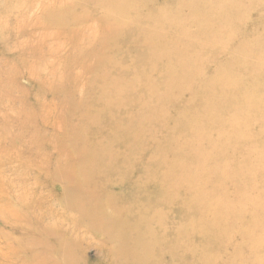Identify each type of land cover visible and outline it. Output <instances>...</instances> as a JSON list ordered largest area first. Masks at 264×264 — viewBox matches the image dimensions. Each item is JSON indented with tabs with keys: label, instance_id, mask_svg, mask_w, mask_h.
Here are the masks:
<instances>
[{
	"label": "rangeland",
	"instance_id": "rangeland-1",
	"mask_svg": "<svg viewBox=\"0 0 264 264\" xmlns=\"http://www.w3.org/2000/svg\"><path fill=\"white\" fill-rule=\"evenodd\" d=\"M0 1L2 2L4 0H0ZM7 1L5 0L6 3H4V4H3V2H2V4L0 3V10L2 9L1 11L2 12L4 11V13L12 12V10H15L17 13L19 11H21V12H19L20 14H18V15H21V18H23L24 21L22 20L23 21L22 22L21 18H19L20 22L23 25L22 26L23 31L20 33V36H21L20 39L29 38L30 36L34 37V38L32 37L30 39V41L28 42L29 43L28 46L31 45L32 46L31 49H33V50L35 49L34 50L35 52L32 50V52H33L32 56L33 55L36 56V57L33 56L35 62H37L35 67L42 68V66H43L44 68H47V70L51 69L52 67L61 68L63 66V63L61 61H59V60H61V58H64V57L68 58V56L73 57L74 55L75 56L77 55L78 57L81 58V59L80 58L77 59L79 61L78 64L79 63H81V65L83 64V67L79 64L80 68L82 69L81 71H83V72L86 71L85 66H87V64H86L87 61H88V63L93 62V61L88 60V59L86 60V57L84 56V55H86L85 51L88 52V54H90V52H92V50H100L102 48V45H103L100 38L107 37V38H105V40L108 39L109 41L111 38L110 43L108 41L107 45H106V47H108L109 49H112V51L109 50L110 52L106 51L108 54L116 55V53H114V51H113L115 49H116L117 54H118V56L116 55V59L122 54V52H121L122 49L120 48V43L123 41H126L130 37H135V35H134V33L129 35L126 32L125 33L122 32V35H124V36L121 37L119 40H118V38L117 39L115 38V40H113V39L115 36L121 35L120 31L119 32H117V31L112 32V33H116L117 35H115V34L111 35L109 33H106V35H105L106 30H104V28L101 27L103 25L101 22L103 18L101 17V15L99 16V11L102 8V6L109 7L110 9H112L111 14L114 16H115V13H117L119 10H121L120 14L118 12V15L121 16V13L124 12L126 17H123V18H127L124 20L130 19L131 23L133 20L132 14H134L137 11L141 12V14H138V15L136 13L137 17L142 15V14L148 15V13L151 11L150 16L153 15V17H156V15H158L159 17L157 16V18H159V20L162 19V17H164L167 13L168 16H165L166 19L164 17L162 20H160V22H161L160 27H162L164 32L167 33L168 35L172 34L173 36L172 35H170V36H172V37L175 36L172 39L174 40L176 46L178 45L177 48H178L179 52L177 51L176 53L175 52L172 53V56H174L175 60H176V66H173V65L172 66H173V70L175 69L176 72L182 71L181 73H183V74L185 73L184 74L185 76L183 74H181V76L184 77L183 78L184 80L183 79H181V80L176 79L174 81V84L168 85L166 88H164L165 80L163 78H160L159 83L156 81V83L159 85L158 89L160 90V96L157 95V97H155L154 99L151 97L145 96L144 100L146 103L145 104L146 108L147 107H150V108L148 110V113L144 114L143 117L149 119L148 126L146 127V129L147 128L151 129L150 134H152V135H150V137H152L153 139H156L157 135L161 136V135H164L166 133H169L168 135L172 134L171 138H174L178 145H181L184 142L188 143L186 145L184 144L183 149H182L183 153L177 152V155H175V156H172L170 154V152H172V150H173V147H175L173 144L170 145V147L166 148V149H169V151H168L169 154L167 155L168 158L165 160L166 162L164 161L165 166H166V164L168 165V163L171 162V159H172L171 156L176 157V159L178 161L183 160L187 166L192 165L191 168L186 169V170L185 169L182 170L181 166L177 167L176 170L174 169L175 170V174H174L175 180L174 181H172V180L168 181V180L164 179L162 176L160 177V179L158 181H160V180H162V181H160L159 183L164 182L161 185L174 188V193L172 195L168 194L166 197H164L163 200H160V199H158L157 196L153 197V193H150L151 197H148L147 202H146V199H144L142 202L139 203V205H137L138 207L141 205L142 210L145 209L144 211H142L143 215L144 214L146 215V216L144 215L145 220L148 219L149 217H152V218L155 217V219H156L157 218L156 215H158V213H159L158 216L162 215V220L164 222H162L160 224V226H164V227L166 226V227L164 230H162L161 234H159L158 236L157 235L151 236V238H149L150 234H149V236H146V233L144 234V232L143 233L137 232L138 233V235H137L135 233V231L134 232L132 231V229L135 227V224L133 222H131V224L130 223L128 224V229L126 232H125V230L122 232V229L118 230L117 228H113L114 234L113 233L112 234L120 237V240H117L118 238H116L115 242L116 243L122 242L123 244L124 243L127 244L121 249L122 253H121V250H119L116 247V245L112 244V246H110L111 245L110 241L107 242V238L104 237V231H111V229L109 227L105 226L106 224L105 225L103 224L100 226L95 225V224H89V221H91V219L89 218V214L91 211L93 212V210L97 209L95 207H96V203L99 202V200H100L99 203H105V202L110 200V196H113V194L111 193L112 195L109 196L107 194V191L113 190V192H115L114 187L111 188V185H106L104 187L103 191L100 193L99 192L100 190H98V188H100V187L97 186V183L94 180L96 172L94 174L89 175V177L87 178L88 187H86V180H83L85 178L80 179L82 177L80 175L82 170L79 168L80 166H83L86 164L77 165L76 160L69 161V163L63 162V160H61L62 163H60V160H57L58 158L55 157V153L49 147L48 144H43V146L40 144L38 149H36L35 146L33 148L32 141H30V139L34 135V129L32 128V126H33L32 121L37 119V118L40 120V118L42 117L41 114L38 113V112H41L40 110H41L42 104H44L46 108H49V109L51 108V110H52L53 109L52 108L53 107L52 106L53 100H52V103L49 102L51 100V97L49 95L50 93L46 94L45 92H42V91H41V93L40 92L37 93V90H35L33 88V84H32L33 82L27 78L26 74H24L23 76L20 75L21 76L20 77L19 76L20 73H17V71H15L16 69L11 70V69H13L12 67H14V64L19 62V52L21 50L20 49L15 50V49H13L14 47H12L13 45H11L14 42H16V38L14 36L15 32H13L12 26L15 24L18 26L19 21H15L13 15L9 16L8 18L10 19V21H9V19H8V21H9V24L11 26L9 29H7V31H9V32H6V30L5 31L1 30V34H0V60L4 61V62L9 61L8 64H5L4 66L0 67V71L2 72V74L0 72V81L2 83V85L0 83V90H1V92H0V98H1L0 99V108H2L4 111L3 112L4 117H2L0 119V123H1L0 124V127H1L0 128V141L1 140L2 141L8 140V142L5 145L6 148H4L3 152H1V154L2 153L8 154L11 151L12 154L10 153L9 155L14 157V159H15V161H14L15 166L13 167L15 169H13V171L15 172L17 170L18 173L22 172L23 174L25 172H27L28 174L27 173L26 174L29 175V177H30V179L27 180L28 182L33 181V178H31V177H35V175H39V176H37L38 179L36 178V180H35V178H34V181H36V183H38V185L42 189V191H44V192L48 191L49 195L51 194L50 200H54L55 203L60 202V204H63L64 207L66 206V202L69 203L70 200L68 201V200H65L66 198L64 199L63 195L65 193L63 194V192L64 191L68 192V191H71L72 189H75V187L73 186L74 183L80 184L79 186H80V188L81 187L82 188L81 189L79 188V190H78V188H76L78 191H80V193H78L75 189V191H76L75 197L74 198L70 197V199H72L73 203H74V201H76V207L78 208L77 210L79 211V213L82 212L80 210L81 208L87 207V210L84 213L82 212L81 218L83 219V222H81V224H82V227H84L83 229L86 230V233L88 232L90 234V235L87 234V236L85 238H83L82 240H80L79 244L76 245L75 244L76 243L75 236L73 237V236L69 235V233H66L64 235L62 233L59 236H56L55 234L52 235V233L45 228L44 231L42 230L45 233L44 234L41 231V227L43 226V223H46V219L45 220L41 219V221L43 220V222L38 221L32 215L31 212L27 213L28 214L27 218L25 217L26 215L23 216V217H25L24 219H21L22 216H19L17 221L21 220V223H24V224L26 223V224H28L27 226H30V228H31L30 229V235L31 236L28 237V243L31 242V243H29L31 245L30 249H29V255H30L29 258L30 259L29 258L28 259H29V261L30 260H32V261L27 262L26 264H30L31 262L36 263V264H45L46 260H47L46 264H60L62 261H63L62 262L63 264H69V263H71V262H69V260L72 261L71 264H73V263L74 264H86V263L87 264H99V263L100 264H133V263L134 264H138V263L141 264L142 261H143L142 264H172V263L173 264H264V243H263L264 242V226H263V228H260V229H254L253 234L259 233L260 235H262V236L256 238L251 234L253 227L248 226V228H247L246 227L247 222L241 221V218L246 219V217H247L248 219H251V218L257 217L256 211H254V209H250L249 207L253 206L254 204L255 205L260 204L261 206L264 205V184L262 183V179H263V175H264V120H263L264 119V109H262L258 114H255V115L252 113L251 119H254V118L255 119L252 120V122L249 123L248 126H246L247 128L244 127L239 131L240 133H244L247 130V133L255 136V139L253 141V146L255 147L254 153H250L249 157L253 158L252 161H258L259 160L260 161L259 163L261 165H254L252 163L253 166L251 165V167H249V169H248V167H246L247 169H244L242 171L243 174H241V171L238 168H236L235 165L233 166V160L232 159L235 156H238L239 154H241L242 153L241 148H244V147H241L240 145L234 146L236 143H228V141H226L227 132L229 131L230 128H233V126L235 125V121H231V120L227 121L228 120L227 118L229 117V115L227 114V110H236L237 111V109L239 107L238 106L236 107V104L234 102V97L237 94H240V96H241L243 94L244 90L247 88L246 85H245V87H243V86L239 87V85L241 84L242 81L244 82L246 79L248 81L250 79L257 80V78L260 77L261 74L262 75L264 74V68L263 69L254 68L255 58H253L254 53L264 49V40H263L264 39V0H141V4H140L139 0L135 1L137 4L134 2V0H130V1H128V0H124V1L117 0V3L119 1L118 4L116 3V0H106L107 3L105 2V0H99L100 5H99V2H97V0H92V1L91 0H79L80 4H77L78 6L76 5L75 7H73V5H75L78 2H75L74 0H56V1L55 0H49V1L48 0H44V1H42V0H30V1L29 0H26V1L25 0H7ZM51 1L52 2L55 1L54 3L57 2L55 4L57 9L56 8L52 9V6L53 7H55V6H54V3H53V5L51 4L52 3ZM112 1H114V2H112ZM121 1H122V3H120ZM125 1H126V3H125ZM40 2L42 3L41 5H40ZM48 2H49V4H48ZM74 2H75V4H74ZM95 2H97L98 5H94ZM133 2L136 6L133 5ZM20 3L22 6L20 5ZM23 3L25 4L24 6H23ZM97 3H95V4H97ZM108 3H110V4H108ZM131 3H132V5H131ZM138 3L140 4V6L145 7L144 8L145 10L140 9V8H138V10H137V6H139ZM177 3H179V4H177ZM44 4L47 5L48 8H45L47 6H45ZM101 4H104V5H101ZM116 4H117V6H116ZM4 5H5V8H4ZM59 5L61 7L63 6V9L62 8L60 9V7H58ZM71 5H72V7H71ZM92 5H94L95 7L94 6L92 7ZM125 5H126V7H125ZM241 5H242V7H241ZM27 6H28V8H27ZM67 6H69V7H67ZM98 6H100L101 8ZM33 9H34V12H33ZM36 9H37V12H36ZM84 9H85V12L83 11ZM222 9H225V10H236V9L238 10V9H240L238 11L240 13L246 14V15L244 16L242 21L235 26L236 28L235 27L231 28V26H230V28H228V27H225V25L218 27L216 25V15L221 14ZM245 9H246V11H245ZM28 10H29V12L30 11L31 12L29 13ZM46 10L48 13L46 12ZM74 10H76L78 12H76ZM44 11H45V15H44ZM59 11H62V12H59ZM79 11H81V12L83 11L82 12L83 14L81 12L79 13ZM112 11L114 12V14ZM2 12H0V13H2ZM36 13H38V14H36ZM51 13L55 14V15L57 14L58 16L56 15L57 17L56 16L54 17ZM62 13H64L65 15ZM158 13L162 14V17H160L161 15ZM191 13H192V15H197V16H201V17H203L205 14L206 15L210 14L209 22L208 21L205 22V23L208 22L206 24V25H208V27H207L208 30H206V29L205 30L208 31V36H210L209 38H212V36H214L213 38H215V39L212 38L214 41L209 39V38L208 39H202L200 32H198V35H196L195 30L199 31L203 27L201 26V23H198L195 20H193L194 18H191L192 17V16H190ZM29 14H30V16H29ZM46 14L52 18H49L50 20H48V16L46 17ZM130 14H131V16H130ZM122 15H123V13H122ZM88 16H89V18H88ZM94 16H96V18H94ZM53 18H54V20H53ZM55 18H57V19L61 18V19L57 20ZM85 18H87V19H85ZM36 19H38V20H36ZM92 19H97L99 21L101 20L100 22L97 21V24L100 23L99 27L97 26L96 23H91L90 26L88 25V28L86 30H84L83 29L84 24L82 23L83 20H88L85 22L89 23V21ZM31 20H33V21H31ZM44 20H45V22H44ZM50 21H51V24H50ZM212 21H213V24H212ZM46 22L48 25L49 24L50 25L48 26L46 24ZM57 22L61 25H63V24L64 25L58 26ZM68 22H69L68 27L64 28V26H67ZM133 23H135V22H133ZM37 24H40V25L43 24V25H41V26L39 25V28H38ZM72 24H76V25H73V27H72ZM50 26H51V28H50ZM30 27H31V29H30ZM60 27L64 28V29H61ZM97 27L99 28V30ZM33 28L35 29V32H34ZM36 28H38V30ZM52 28H54V29H52ZM68 28H71V30H72V34L68 35L70 39L67 36H65L66 31H63L65 29L68 30ZM78 28L80 29L81 32L77 31ZM94 28H97V29H94ZM73 29H74V31H73ZM89 29H90V32H88ZM57 30H59L60 33ZM83 30H84V33H83ZM227 30H230V31H227ZM30 31H31V33H29ZM85 31H86V33H85ZM91 31H92V34L89 36ZM93 31H95L96 34ZM190 31H192V32H190ZM47 32H48V34H47ZM55 32L58 34L57 36H56ZM42 33H43V35H41ZM49 33H51V35ZM75 33H76V35H75ZM82 33H83V35H82ZM118 33H120V34H118ZM175 33H177L178 36L175 35ZM209 33H211L212 35L211 34L209 35ZM9 34H10V36H9ZM29 34H30V36H29ZM46 34H47V36H46ZM54 34L56 37H52ZM84 34H86L85 39H84ZM40 35H41V37H40ZM49 35L54 39H50L51 37H49V39L46 38ZM22 36H24V37H22ZM78 36H82V37H79L80 41L78 40ZM224 36H226L227 38L228 37L231 38V40H229L230 41L229 44L223 40V39H225V38H223ZM76 37H77V39H76ZM39 38L43 39V41L41 39L42 44L40 43ZM72 39L75 40V42L72 41ZM94 39H95V41L92 42ZM143 39H145V38L139 39L141 41V45H142L141 48H137L135 50L132 46L128 47V51L131 53L130 56H129V52H127V51H126L127 53L123 52V54H125V55H122L123 58H126V61L128 60L125 65H128V63H133L132 65L136 66V64H138V62H139V60H138L139 57H143L145 59V58H148V56H150V54L147 53L148 52L147 50H149L148 47H150V50H152L151 48L154 46V44H152L150 42L153 46L152 45L150 46L148 44V45H146L148 47H146V46H144L145 45L144 42L142 44ZM76 40H78L79 43H77L78 41L76 42ZM112 40H113V43H112ZM48 41H50L51 43H49ZM68 41L71 42L72 44L69 43ZM8 42H10L9 45H8ZM17 42H18V39H17ZM32 42H33V44H31ZM45 42L47 45L45 44ZM211 42H212V44H211ZM215 42L217 44H215ZM36 43L40 46L38 47L36 45ZM44 44L46 45V47ZM55 44H57V45H55ZM61 44H63V45H61ZM73 44H76V45L74 46ZM97 44H98V46L94 47V45H97ZM115 44L117 45V48L116 47L112 48L113 45L115 46ZM160 44L166 45L165 42L163 44L162 43H160ZM206 44H208L209 46H207ZM10 45H11V47H10ZM77 45H80L82 48L81 47L79 48V46L77 47ZM109 45H110V47H109ZM180 45H182V46H180ZM205 45L207 46L206 48H205ZM22 46L24 48H27L25 46V43H23ZM48 46H50V47H48ZM59 46H60V48H59ZM86 46H88V47H86ZM62 47L64 50H66V49L67 50L63 52ZM65 47H68V48L65 49ZM76 47H77V49H76ZM181 47H183V48H181ZM10 48L12 51H10ZM55 48H56V50H55ZM57 48H58V51H57ZM70 48L73 49V52H72V49H70ZM153 48L155 49V47H153ZM46 50H48V51L45 52ZM49 50L50 51L52 50V51L50 52ZM83 50H84V52H83ZM118 50H121V51L118 52ZM37 52L39 53V55L37 54ZM67 52H68V56L66 55ZM77 52L79 54H81V56ZM106 52L103 56H98L100 59L97 58V59L102 61L100 64L103 65V63L105 62V65H103L104 66L103 68H102V65H99V63L97 62L98 60L96 61V63L93 62V63L97 64L98 66H100L101 69H104L107 65L114 64L116 62V59H114V60H112V63H111L109 61V60H111V55H108ZM53 53H55V55H58L57 57H55V59L58 61V63H57V61H55L52 65V60H53L52 54ZM44 54L45 55L48 54V55L44 56ZM40 55H42V56H40ZM193 55L196 56V61L198 60L197 58L202 57L204 59L203 63H197L196 62V65H194L193 63H192L193 65L190 63L188 65L187 64L188 62L185 61V64H184L183 58L186 56L193 57ZM25 56H28V54H25ZM39 56L41 57L40 59H39ZM77 56H76V58H77ZM8 57H11V58H9L7 61L6 58H8ZM46 57H47V59H46ZM83 58L85 59V61ZM130 58L133 59V61ZM104 59H106V60H104ZM1 61H0V66L3 65V63ZM9 63H11V64H9ZM46 63L48 65L49 64L50 65L46 66L47 65ZM166 63H163V66L161 68H162V70L167 69L166 71L169 72V68L166 65ZM177 63H178V66H177ZM179 64L182 65L184 68L182 66H180ZM249 64H250V66L248 68H246L245 66L249 65ZM165 65H166V67H165ZM179 66L182 67L181 70L179 68H177ZM14 68H16V67H14ZM224 68H225V71H224ZM8 69L11 71L10 73H9ZM101 69L96 70L99 72V74H101L100 76H98L99 74L95 71H93V76L89 75L86 71L84 74L86 76L89 75L92 78V80H90L91 78L89 79V76H88V82L91 83L90 81H92V85H93V83L95 82L93 80V78H94L95 80L99 81L100 84H103V86H104V83H106V85L109 83L110 87L113 86L114 83H113V81H111L112 78H107L108 74L104 70H102V72H101L100 71ZM135 69H136V67H135ZM134 70H132V73ZM13 71H14V74H13ZM68 71L69 70L63 71L62 74L60 75L62 77H58L59 79H61L63 81L62 82L60 80L61 83L67 82V80H66L67 78L65 79L66 75H64V72L66 74V73H68ZM74 71H76V70H74ZM223 71H224V73H223ZM11 73L13 74V77H12ZM79 73H81V72L79 71ZM102 73L107 74V76L106 75L104 76V74L102 75ZM8 74H10V75H8ZM15 74H16V76H15ZM1 75H3L2 76L3 79H1ZM10 76H11V78H10ZM216 76L219 79H216ZM70 77H71V75H70ZM80 77L81 76H79V78ZM99 77H101V79L103 81L100 80ZM220 77H222L223 79L222 78L220 79ZM4 78H5V80H4ZM6 78H8V79H6ZM228 78H229V80H228ZM82 80H84V77H82ZM114 80H115V78H114ZM118 80H119L118 82H116V81H114V82L116 83V85H121V84H119L121 79L118 78ZM186 80L188 82L189 81L191 82V83L189 82V84H192V85H190L192 88L189 86V84ZM219 80L222 81V84H221V81H219ZM225 80H226V82L223 83V81H225ZM230 80H232V81H230ZM5 81L8 82L9 84L6 83ZM3 83H4V85H3ZM186 83H187V85H186ZM234 83H236L237 85ZM218 85L221 89L218 88ZM22 87H23V89L26 88L27 91L24 90L25 93L24 92L21 93V90L23 91ZM87 87H89V85ZM239 88H241V90L238 91ZM15 89L17 90L16 93H15ZM96 89L97 88H95V90ZM164 89H166V90H164ZM87 90L90 91V89H88V88H87ZM129 90H130L129 93H131L132 92L131 88ZM132 90H133V87H132ZM150 90H155V89H150ZM88 91H87V93H88ZM2 93H4V94H2ZM6 93L8 95H6ZM11 93L14 94L13 97H12V95L10 96ZM36 93L39 94V96ZM87 93L85 95H87ZM41 94H43V95H41ZM158 96H159V98H158ZM194 96L196 98H194ZM11 97H12V99H11ZM19 97H21V98H19ZM25 97H26V99H23ZM187 97L189 98V101H191V104H192V106H190V115H188L186 112L188 110V107H186ZM56 98H58V97H56ZM85 98H87V97H85ZM125 98L128 100V104L130 106L132 103L131 102V96L128 95V97H125ZM14 99L17 101L15 102ZM133 101L135 102V104L140 102V99L137 96V93H134ZM21 102H23V103L21 104ZM33 102H34V104H33ZM38 103H39V105H38ZM24 105H25V107H24ZM18 106H20V107L18 108ZM250 107H251V105H250ZM17 108H18V110H17ZM130 109H132V108H130ZM22 111L23 112L25 111V112L23 113ZM21 112L23 113V115ZM25 113H26V115L27 114L28 115L26 116ZM84 113H85V111H84ZM84 113H82V114L84 115ZM155 113H156V115H158V121L157 122L154 119ZM52 114H53V112H52ZM97 114H99V113H97ZM204 114H205V116H204ZM52 116H54V114ZM216 117H218V118H216ZM8 118H9V121H6L5 119H8ZM25 118H26V120H25ZM219 118H221L223 121H226L227 124L224 125L222 120ZM21 119H24V122ZM28 119H30V120H28ZM27 120L29 121L27 124L28 126L25 125L27 123ZM4 122H5V124H4ZM175 122H179L178 123L179 126L182 123L185 124L186 126H188V127H184L185 130L188 129V133H186V135H183L182 129H180V130L175 129L176 128L174 125ZM30 123H31V125H30ZM103 123H106V125L108 127H110V125H111V123H109L107 120H104V119H102L101 124L104 125ZM205 124H209V125L207 126ZM22 125H24V126H22ZM229 125H231V126L228 127ZM8 127H10V129ZM29 127L31 129H28ZM196 128H197V130H196ZM21 130H22V133H21ZM23 130L26 133H24ZM221 130H224L225 134L223 135V137L221 138L220 142L217 145L210 146L211 150L206 149V146L204 143L201 144V147H195V143H193V142L202 141L201 139L203 138V136L205 134L212 135V134H216L217 131H221ZM11 131H12V133H11ZM47 131H50V130L48 129ZM69 131H71V130H69ZM3 132H4V134H6V136L3 134ZM15 132H16V134H14ZM51 133H52V131H51ZM60 133L58 134L59 136L55 137V138H57V145H58L59 139L61 140V138H62V140H63V137H64L62 135L63 132L61 134ZM67 133L69 134V136ZM70 133L69 132L65 133L66 137L67 136L69 137V140L71 137ZM86 133H87V130L85 131V134ZM180 133L182 134L181 135L182 138L179 140L177 135ZM19 134H20V136H19ZM130 135L134 136V134L131 133V134H128V136H126V137L125 136L121 137L120 141L118 139H116V145L117 146H118V144H120V146L124 145L123 149H125V148L130 149V148H132L129 146L130 144H132L133 146H134V144H138V143H136L138 141L133 136H130ZM81 138L83 139V137H81ZM12 139H14V140H12ZM72 140H73V137L71 138L70 141H72ZM150 140H151V138H149L147 141H150ZM12 141H14V143L16 141L17 142V143H15L16 145ZM11 142L13 143V145ZM142 142L148 143L144 140ZM189 142H191V143H189ZM79 144L81 146L82 142L80 143L79 141H76L71 146L73 149H71V148L70 149L73 150V152H76V153H74L75 154L74 155L73 153L70 152L71 151L70 150L69 152L72 155L70 153H69V155H71V157L76 156L75 158H77V157L81 158L84 155V153L87 151L86 149L84 150L82 147H80ZM126 144H127V146H126ZM14 146L15 147L19 146V147L15 148ZM147 147H150V146L147 145ZM7 148L9 150H7ZM58 148L61 149V146L58 145ZM77 148L79 149V152L76 151ZM138 148H139L138 150H135V152L137 151L138 156H140V154H144V156L148 155L149 153H151V149H152L150 147L148 150H145L144 151L145 153H144L143 152L144 147L141 148L140 144H139ZM13 149H15V150L13 151ZM24 149H25V151H24ZM132 149H134V148H132ZM19 150H21V151H19ZM38 150L41 154L47 155L49 157V160L51 163H48V165H46V166L41 164V166L35 167L33 165V163H35V162H33L32 160L34 159V157L37 158V155H34V152L35 151L38 152ZM43 150H44V152H43ZM51 150H52V153H51ZM61 150H62V152L64 151L63 149H61ZM80 150H82L81 154H80ZM16 151H18V152H16ZM130 151H132V150H129L128 153ZM13 152L16 156L18 154V156L17 157L15 155L13 156ZM25 152H27V154ZM25 154H26V156H25ZM133 154H134V152H133ZM23 155H24V157H23ZM123 155H124V153L122 151L121 154H119V160L120 161L124 159ZM27 156L29 157V159ZM50 156L53 160L50 158ZM216 156H217V158H216ZM20 157L25 158V160L20 158ZM197 159H200V160H198V163L195 161ZM26 160H27V162H26ZM14 162L12 163V166L14 165ZM228 162L230 163L229 165H227ZM118 163H119V161L117 162V164ZM17 164L20 165L19 166L20 168L17 166ZM28 164H29V166H28ZM25 165L27 168L25 167ZM61 165H63V166H61ZM23 167L26 168V170H23L24 169ZM43 167H45V168H43ZM64 167H66V168H64ZM163 168H161V169H163ZM178 168H181V169H178ZM55 169H57V170L55 171ZM34 170L36 172H37V170H39L41 172V174H38V173L36 174V172ZM60 170H62V172ZM119 170H123V168H121ZM130 170L133 172V175L139 174L138 168L134 170L131 167ZM246 170H247V173H246ZM17 171L15 173H17ZM182 171L184 172V175L187 179L186 184L183 183L184 180L182 181V177L180 179H177L178 176L182 175ZM194 171H196V174L194 173ZM58 172H59V174H58ZM67 172H71L72 174L67 173ZM50 173H51V175H50ZM77 174H79V175H77ZM45 175H48V176L46 177ZM61 175H62V177H61ZM50 176L52 177V180H51L52 182L50 181V179H51ZM74 177H75V179L73 181ZM62 178H63V180H62ZM54 179H56V181ZM57 179H59V180L57 181ZM78 179L80 180V183L78 182ZM40 182H41V184H40ZM101 182H103V181H101ZM44 183H48L47 184L48 186H45L46 184H44ZM82 183H84V184H82ZM63 184H64V186H62ZM68 184H69V186L74 187V188H71V187L69 188ZM153 184H154V182H152L151 184H148L147 187L153 188ZM183 184H185V185L183 186ZM65 185H67L68 187ZM74 185L76 186L77 184H74ZM60 187H61V189H60ZM64 187H66V188H64ZM105 188H106V190H105ZM81 190H82V192H81ZM126 190L127 189H124L122 191L123 193L122 192L120 193V198L128 200L130 192L129 191L127 192ZM52 191H54V192H52ZM96 192H99L100 194L96 193ZM52 193L54 195H52ZM55 193H56V195H55ZM85 193H87L86 194L87 196H85ZM99 195H101L100 198H99ZM104 195H105V197H104ZM95 196H96V198H95ZM121 196H123V197H121ZM87 199L88 200L90 199V200L88 201ZM103 199H104V201H103ZM83 200H85V201L83 202ZM92 201H93V205H91ZM94 201H95V203H94ZM88 203L92 207H89ZM145 203L146 204L148 203V204L145 205ZM0 206H1V204H0ZM90 208H91V210H90ZM161 209L163 210V213H165V214L161 213ZM98 210H96V214H97ZM145 211H147V212H145ZM156 211H157V213H156ZM246 213H247V216H246ZM251 214L253 216H250ZM31 216H33V217H31ZM29 218H31L30 222H29V220H30ZM39 222L41 225H39ZM36 224H37V226H36ZM153 224L155 226L159 227L157 224H155V223H153ZM130 226L132 227V229ZM190 227H192V228H190ZM0 228L4 229L3 231L8 230L9 235L11 234L10 236H12L13 234H15V235L17 234L18 235V238H17L18 241H20L21 239L23 240V237H22L23 229L21 228V226L19 224H17L15 227L16 231L12 228H11L12 230H10L9 227H7V229L3 228L1 223H0ZM94 228H97L98 230L95 229V231H93ZM174 228L176 230H174ZM169 230L171 231V233L169 232ZM193 230H194V232H193ZM137 231H141V230H137ZM13 232H15V233H13ZM48 232H50V233H48ZM37 234L38 235L40 234V236H38ZM15 235H13V236H15ZM62 235H63V237H62ZM67 236H69V237H67ZM138 236H140V237H138ZM136 237L139 239L137 240ZM141 237H142V239H141ZM53 238H54V240H53ZM64 239H66V240H64ZM22 240H21V242H22ZM47 240H48V242H47ZM88 240H91V241H88ZM149 240H150V242H149ZM65 241H66V244L69 242L70 244L68 243L67 245H70V246L66 247ZM97 241L99 242L100 247H98L96 245ZM34 242L37 243V245H35ZM77 242H78V239H77ZM132 242H134L135 244ZM137 242H141L142 245H140V243H137ZM32 243H33V246H32ZM44 243H45V245H44ZM48 243H50V244H48ZM170 243H171V245H169ZM53 244H55L56 246ZM61 244H62V246H61ZM73 245H75L76 248L73 247ZM135 245H138L137 248L135 247ZM163 245H165L166 247ZM131 246H133V248ZM37 247H38V249H36ZM71 247L73 248V250H72L73 252L71 251V249H72ZM249 247H250V249H249ZM39 248H41V249H39ZM63 248H64V251H63ZM166 248H169L170 251L166 250ZM45 249H46V251H45ZM47 249H48V254H47ZM58 249L59 250L61 249L60 252L58 251ZM65 249L66 250L69 249V250L66 251ZM78 249H80V250H78ZM110 249L113 250L114 252L113 253L110 252L111 251ZM140 249L142 250V252H140L141 251ZM33 250L36 251L35 253L37 255L34 253ZM130 250H132L133 252ZM116 251H117V253H116ZM128 251H130L131 254L132 253L134 254V255L132 254L133 258L131 257L132 255L130 256V252L128 253ZM51 252L54 254H50ZM57 252H59L60 254L58 255ZM63 252H65V253H63ZM67 252H68V255L65 257L64 254L66 255ZM138 252H140V253H138ZM32 253H34L33 256H32ZM137 253H138V255H137ZM143 253L145 255L147 254V258H145L146 256ZM173 253L175 254V256ZM39 254H41V255H39ZM139 254H141L142 257ZM116 255L118 258L116 257ZM169 255H171V257ZM36 256H37V258H36ZM40 256H41V258H40ZM121 256H123L124 258H122ZM172 256H173L174 261L172 260ZM62 257H63V259H62ZM134 257L135 258L137 257L138 260H135ZM169 257H170V259H169ZM42 258L44 260L43 262H42ZM51 258H53V259H51ZM64 258H66V259H64ZM214 258H216V259H214ZM34 259H36V260H34ZM109 259H111V260H109ZM130 259H131V261H130ZM82 260H84V261H82ZM37 261H39V262L37 263ZM58 261H59V263H58ZM114 261H115V263H114ZM0 264H2V263H0Z\"/></svg>",
	"mask_w": 264,
	"mask_h": 264
},
{
	"label": "bare ground",
	"instance_id": "bare-ground-1",
	"mask_svg": "<svg viewBox=\"0 0 264 264\" xmlns=\"http://www.w3.org/2000/svg\"><path fill=\"white\" fill-rule=\"evenodd\" d=\"M7 1V0H6ZM26 1V0H25ZM30 1V0H29ZM44 1V0H42ZM49 1V0H48ZM56 1V0H55ZM55 1H51L52 5ZM75 2H78L73 5V7H75L77 4H80L79 0H74ZM92 1V0H91ZM124 1V0H122ZM122 1L120 3H122ZM130 1V0H128ZM136 0H134L135 2ZM3 4L6 3L5 0L2 1ZM2 2L0 1V3L2 4ZM8 2V1H7ZM28 2V1H27ZM37 2V1H36ZM71 2V1H70ZM69 2V3H70ZM85 2V1H84ZM83 2V3H84ZM88 2V1H87ZM97 2H99V0H97ZM95 2V3H97ZM106 2V0H105ZM104 2V3H105ZM114 2V1H112ZM133 2V5L136 6ZM140 4H141V0H139ZM18 3V2H17ZM16 3V4H17ZM22 3V2H21ZM20 3V5H21ZM29 3V2H28ZM33 3V2H32ZM46 3V2H45ZM57 3V2H56ZM54 3V6L55 4ZM60 3V2H59ZM72 3V2H71ZM70 3V4H71ZM93 3V2H92ZM94 5H98L95 4ZM102 3V2H101ZM107 3V2H106ZM116 3H117V0H116ZM119 3V1H118ZM117 3V4H118ZM126 3V1H125ZM136 3V2H135ZM19 4V3H18ZM30 4V3H29ZM35 4V3H34ZM37 4V3H36ZM42 3L40 2V5ZM49 4V2H48ZM66 4V3H65ZM85 4V3H84ZM110 4V3H108ZM116 4V6H117ZM137 4V3H136ZM139 4V3H138ZM137 6V10L138 8L140 9H144L145 7H142V6ZM179 4V3H177ZM15 5V4H14ZM25 4L23 3V6ZM45 5V4H44ZM92 5V7L94 6ZM99 5H100V2H99ZM101 5H104V4H101ZM130 5V4H129ZM132 5V3H131ZM9 6V5H8ZM22 6V5H21ZM47 6V5H45ZM78 6V5H77ZM36 7V6H35ZM60 7V9L62 8L63 9V6L61 7L60 5L58 6ZM69 7V6H67ZM72 7V5H71ZM70 7V8H71ZM95 7V6H94ZM100 7V6H98ZM104 6H102L103 8ZM126 7V5H125ZM124 7V8H125ZM162 7V6H161ZM181 7V6H180ZM230 7V6H229ZM238 7V6H237ZM242 7V5H241ZM4 8H5V5H4ZM23 8V7H22ZM26 8V7H25ZM28 8V6H27ZM26 8V9H27ZM45 8H48L45 7ZM53 8H56L52 6V9ZM69 8V9H70ZM87 8V7H86ZM101 8V7H100ZM99 8V9H100ZM100 9L99 11V16L101 15V17L103 18L102 19V28H104V30H106L105 32V35L106 33H109V34H115L117 35L116 33H112V32H121V35H117V36H113L115 40V38L118 40L123 37L124 35H122V32L123 33H128L129 35L134 33L135 37H130L129 39H127L126 41H123L120 43V48L122 49L121 50H118L122 52V54L116 59V55L118 56L117 54V51L116 49L113 50L114 53H116V55H111V54H108L107 52H110L109 50L112 51V49H109L108 47H106L107 45V42L109 41L108 39L105 40V38H100V40L102 41L103 45H102V48L100 50H92V52H90V54H88V52L85 51L86 55H84L86 57V60H91L93 62L96 63V61L99 63V65H102L100 64L102 61L99 60L100 58L98 56H103L105 54V52L108 54V55H111V60H109L111 63H112V60L116 59V62L114 64H110V65H107L104 69H101L100 66H98L97 64L93 63V62H89L87 61V66L86 67V71L89 75L93 76V71L97 72L99 74L98 69H101L100 71L102 72V70H104L107 74H104L102 73V75L104 74V76L106 75L107 78H112L111 81H113L114 85L110 87V84L108 83L106 85V83H104V86L103 84H100L99 81L95 80L93 78V85H92V81H90L91 83L88 82V76L89 75H85L84 73L86 71H81L82 69L80 68L79 64L81 65V63L78 64V60L80 57H78L77 55V58L76 56L74 55L73 57H69L68 56V52L66 53V55L68 56V58H61V61L63 63V66L61 68H56V67H52L51 69L47 70V68H44L42 66V68L40 67H35L36 66V63L33 56L36 57L35 55L32 56V46L29 45L28 46V42L30 41V39L33 37V36H30L29 34V38H25V39H20L21 36H20V33L23 31V25L22 23L20 22V19L21 18V15H18L20 14L19 11L18 13L15 11V10H12V12H6L4 13V11L2 12L0 10V34H1V30L5 31L6 32H9L7 31V29H9L11 26L9 24V21L10 19L8 18L9 16L13 15L14 16V20L15 21H19V24L18 26L15 24L12 26V29H13V32H15V38H16V42H14L12 47H14L13 49H20L21 51L19 52V62L15 63L14 64V67H12L13 69L11 70H14L16 69L15 71H17V73H20V75H24L26 74L27 75V78L29 80H31L33 83V88L35 90H37V93L41 91L42 92H45L46 94L47 93H50V97H51V100L49 101L50 103H52V100H53V109L51 110V108H46L44 104H42V107H41V112H38L41 114V118L40 120L38 119H35L32 121V128L34 129V135L32 136V138L30 139V141H32V145H33V148L34 146L36 147V149H38L39 145L41 144L43 146V144H48L49 147L53 150V152L55 153V157L58 158L57 160H60V163L61 160H63V162H68L69 161H74L76 160L77 162V165L79 164H86V165H83V166H80L79 168L82 170L81 172V178L80 179H83V180H86V187H88L87 185V178L89 177L90 174H94L96 172V175L94 177V180L95 182L97 183V186L100 187L98 188V190H100L99 192L101 193L104 189V187L106 185H111V188L114 187V191L113 190H108L107 191V194L110 196L113 194V196H110V200L105 202V203H99L97 202L96 203V207L97 208L96 210L97 211V214H96V210H93V212L91 213L90 211V214H89V218L91 219V221H89V224H95V225H105L107 227H109L111 229V231H104V237L107 238V242L110 241L111 245L114 244L116 245V247L121 250L125 245H127L126 243H116V238H118L117 240H120V237L119 236H115L113 235L114 234V230L113 228H117L118 230L119 229H122V232L125 230V232L127 231L128 229V224L131 222H133L135 224V227L132 229V225L130 226L132 231L138 235L137 232H144V234L146 233V236H149L150 234V237L151 236H154V235H159L162 233V230L165 229L164 226H160V224L162 222H164L162 220V215L161 216H157V218L155 219V217H149L148 219H144V215H143V212L144 210H142V207L141 205L138 207L137 205H139L140 202H142L144 199H146V202H147V199L148 197H151L150 196V193H153V197H158V199L160 200H163L164 197H166L168 194L169 195H172L174 193V188L173 187H167V186H163L161 185L162 183H159L160 181H158L160 179V177L162 176L164 179L170 181H174L175 180V170L177 169V167L181 166L182 167V170H186V169H189L191 168L192 165L190 166H187L185 164V162L183 160H180L178 161L176 159V157H172V156H175L177 155V152L179 153H183L182 149H183V146L184 144H188L186 142L182 143L181 145H178L177 142L175 141L174 138H171L172 137V134L171 135H168L169 133H166L164 135H157L156 136V139H153L152 137H150V128H147L146 127L148 126V121L149 119L148 118H144L143 115L144 114H147L148 113V110L150 107H147L146 108V103H145V96L147 97H151V98H155L157 97V95L160 96V90L158 89V84L156 83V81L159 83L160 82V78H163L165 80L164 82V88H166L168 85H171V84H174V81L176 79L178 80H181L183 79L184 77L181 76V72H176L175 69L173 70V66H176V60H175V57L172 56V53L173 52H177L178 51V48L174 42V40L172 38L173 35L172 34H167L164 32L163 28L160 27V20H162L165 16H168L167 13L164 17H162V14H160L162 17V19L159 20V18H157L158 15H156V17H153V15L150 16V12L148 13V15H145V14H142L140 16H136V13L137 15L138 14H141V12L137 11L135 12L133 15V20H132V23H131V20H124V19H127V18H123V17H126L125 13H121V16L118 15V12L120 14V11L119 10L117 13H115V16L111 14V10L109 7H104L103 9ZM10 9V8H9ZM14 9V8H13ZM38 9V8H37ZM37 9H36V12H37ZM57 9V8H56ZM88 9V8H87ZM105 9V10H104ZM126 9V8H125ZM161 9V8H160ZM166 9V8H165ZM241 9V8H240ZM238 9V10H240ZM6 10V9H5ZM32 10V9H31ZM41 10V9H40ZM71 10V9H70ZM136 10V9H135ZM145 10V9H144ZM143 10V11H144ZM150 10V9H149ZM157 10V9H156ZM237 9L236 10H225V9H222V12L221 14H217L216 15V25L218 27H221L223 25H225V27H228L231 28L232 27H235L237 24H239L242 19L244 18V16L246 14H242L238 11ZM76 11V10H74ZM85 12V9L83 10ZM82 11V12H83ZM87 11V10H86ZM133 11V10H132ZM246 11V9H245ZM27 12V11H26ZM25 12V13H26ZM29 12V10H28ZM31 12V11H30ZM29 12V13H30ZM33 12H34V9H33ZM40 12V11H39ZM47 12V10H46ZM59 12H62V11H59ZM64 12V11H63ZM70 12V11H69ZM78 12V11H76ZM81 11H79L80 13ZM81 12V13H82ZM113 12V11H112ZM116 12V11H115ZM128 12V11H127ZM158 12V11H157ZM239 12V13H238ZM23 13V12H22ZM24 13V14H25ZM48 13V12H47ZM95 13V12H94ZM101 13V14H100ZM130 13V12H129ZM163 13V12H162ZM169 13V12H168ZM34 14V13H33ZM38 14V13H36ZM43 14V13H42ZM41 14V15H42ZM52 14V13H51ZM50 14V15H51ZM64 14V13H62ZM83 14V13H82ZM90 14V13H89ZM114 14V12H113ZM127 14V13H126ZM26 15V14H25ZM44 15H45V11H44ZM54 17L57 15L55 14H52ZM51 15V16H52ZM65 15V14H64ZM67 15V14H66ZM98 15V14H97ZM96 15V16H97ZM118 15V16H117ZM125 15V16H124ZM30 16V14H29ZM48 15L46 14V17ZM58 16V15H57ZM56 16V17H57ZM68 16V15H67ZM70 16V15H69ZM74 16V15H73ZM84 16V15H83ZM90 16V15H89ZM88 16V18H89ZM96 16H94V18H96ZM128 16V15H127ZM131 16V14H130ZM192 16L191 18H194L193 20H195L196 22L198 23H201V26L203 28H201L199 31H196L195 30V33L196 35H198V32L201 33V38L202 39H208L210 36H208V30L207 27L208 25H206L208 22H209V18H210V14L209 15H204L203 17L201 16H197V15H191ZM25 17V16H24ZM42 17V16H41ZM63 17V16H62ZM66 17V16H65ZM72 17V16H71ZM92 17V16H91ZM98 17V16H97ZM159 17V16H158ZM49 18H52V17H49L48 16V20H50ZM64 18V17H63ZM62 18V19H63ZM73 18V17H72ZM9 19V21H8ZM57 19V18H55ZM61 19V18H59ZM57 19V20H59ZM66 19V18H65ZM87 19V18H85ZM99 19V18H98ZM140 19V20H139ZM166 19V17H165ZM164 19V20H165ZM23 20V18H21V21ZM38 20V19H36ZM54 20V18H53ZM64 20V19H63ZM71 20V19H70ZM73 20V19H72ZM135 20V21H134ZM24 21V20H23ZM22 21V22H23ZM33 21V20H31ZM66 21V20H65ZM85 21H88V20H83V24H84V27L83 29L86 30L88 28V25L90 26L91 23H96L97 24V19H92L89 21V23L85 22ZM99 21V22H100ZM206 21H208L207 23H205ZM27 22V21H26ZM45 22V20H44ZM56 22V21H55ZM81 22V21H80ZM85 22V23H84ZM135 22V23H133ZM163 22V21H162ZM71 23V22H70ZM77 23V22H76ZM24 24V23H23ZM27 24V23H26ZM32 24V23H31ZM35 24V23H34ZM47 24V22H46ZM50 24H51V21H50ZM49 24V25H50ZM54 24V23H53ZM52 24V25H53ZM58 26L61 25L57 22ZM95 24V25H96ZM99 24H97V26L99 27ZM212 24H213V21H212ZM30 25V24H29ZM38 25V28H39V25L40 24H37ZM43 25V24H41ZM40 25V26H41ZM48 25V24H47ZM48 25V26H49ZM64 25V24H63ZM61 25V26H63ZM69 25V22L67 24V26H64L65 27H68ZM73 25H76V24H72V27ZM134 25V26H133ZM148 25V26H147ZM164 25V24H163ZM162 25V26H163ZM17 26V27H16ZM31 26V25H30ZM93 26V25H92ZM147 26V27H146ZM196 26V25H195ZM56 27V26H55ZM97 27V28H98ZM100 27V28H101ZM130 27V28H129ZM164 27V26H163ZM29 28V27H28ZM38 28H36L38 30ZM51 28V26H50ZM61 28V27H60ZM64 28H61V29H64ZM80 28V27H79ZM78 28L77 31H80V29ZM90 28V27H89ZM97 28H94V29H97ZM101 28V29H102ZM236 28V27H235ZM31 29V27H30ZM34 29V28H33ZM32 29V30H33ZM54 29V28H52ZM51 29V30H52ZM70 29V30H69ZM206 29V30H205ZM82 30V29H81ZM84 30H83V33H84ZM99 30V28H98ZM231 30V29H230ZM230 30H227V31H230ZM2 31V32H3ZM43 31V30H42ZM59 31V30H57ZM56 31V32H57ZM63 31H66L65 32V36H67L69 38L68 35L72 34V30L71 28H68L63 30ZM74 31V29H73ZM5 32V33H6ZM25 32V31H24ZM34 32H35V29H34ZM55 32L56 36L58 35L57 33ZM81 32V31H80ZM88 32H90V29L88 30ZM95 32V31H93ZM192 32V31H190ZM263 32V31H262ZM11 33V32H10ZM31 33V31L29 32ZM40 33V32H39ZM45 33V32H44ZM60 33V31H59ZM77 33V32H76ZM75 33V35H76ZM82 33V35H83ZM86 33V31H85ZM178 33V32H177ZM177 33H175V35H177ZM8 34V33H7ZM23 34V33H22ZM48 34V32H47ZM46 34V36H47ZM51 35V33H49ZM55 34L52 36V37H56ZM74 34V33H73ZM92 34V31L91 33L89 34V36ZM96 34V32H95ZM104 34V33H103ZM120 34V33H118ZM174 34V33H173ZM211 33H209L210 35ZM6 35V34H5ZM4 35V36H5ZM26 35V34H25ZM24 35V36H25ZM43 35V33L41 34ZM40 35V37H41ZM48 36L46 38L49 39V37L51 36ZM85 35L84 34V39H85ZM172 35V36H170ZM212 35V34H211ZM10 36V34H9ZM8 36V37H9ZM20 36V37H19ZM22 36V37H24ZM36 36V35H35ZM60 36V35H59ZM74 36V35H73ZM88 36V35H87ZM95 36V35H94ZM104 36V35H103ZM178 36V35H177ZM200 36V35H199ZM3 37V36H2ZM38 37V36H37ZM45 37V36H44ZM50 38V39H54V38ZM79 37H82V36H78V40H79ZM111 37V36H110ZM214 36H212L213 38ZM5 38V37H4ZM34 38V37H33ZM59 38V37H58ZM73 38V37H72ZM88 38V37H87ZM92 38V37H91ZM142 38H145L143 39L142 41V44L144 42V46L146 45H152L154 44L153 47H155V49L152 47L150 50V47L146 46L149 48V50H147L148 54H150V56H148V58H143V57H139L138 60V64H136V66H133L132 64L133 63H128V65H125L127 63L126 61V58H123L122 55H125L123 54V52L127 53L129 52L128 51V47L132 46L135 50L137 48H141L142 45H141V41L139 39H142ZM177 38V37H176ZM175 38V39H176ZM209 38L211 40L215 39V38ZM223 39L226 43L229 44V40H231L230 37H226L224 36ZM17 39H18V42H17ZM20 39V40H19ZM40 39V38H39ZM42 39V38H41ZM41 39H40V43H41ZM64 39V38H63ZM70 39V38H69ZM75 39V38H74ZM77 39V37H76ZM38 40V39H37ZM46 40V39H45ZM68 40V39H67ZM66 40V41H67ZM76 40V42L78 41ZM89 40V39H88ZM92 40V39H91ZM113 40H112V43H113ZM179 40V39H178ZM264 40V39H263ZM35 41V40H34ZM43 41V39H42ZM52 41V40H51ZM57 41V40H56ZM72 41L75 42V40L72 39ZM80 41V40H79ZM79 41L77 43H79ZM90 41V40H89ZM88 41V42H89ZM95 39L92 41L94 42ZM110 41H111V38H110ZM109 41V43H110ZM176 41V40H175ZM205 41V40H204ZM214 41V40H213ZM36 42V41H35ZM39 42V41H38ZM37 42V43H38ZM49 43H51L50 41H48ZM54 42V41H53ZM69 42V41H68ZM67 42V43H68ZM84 42V41H83ZM99 42V41H98ZM115 42V41H114ZM152 44H151V43ZM166 45H161L160 43H164ZM208 42V41H207ZM10 42H8V45H9ZM23 43H25V46L27 48H24L22 45ZM36 43V45L39 47L40 45H38ZM60 43V42H59ZM58 43V44H59ZM63 43V42H62ZM66 43V42H65ZM71 43V42H69ZM76 43V44H77ZM97 43V42H96ZM95 43V44H96ZM108 43V44H109ZM117 43V42H116ZM33 44V42L31 43ZM35 44V43H34ZM42 44V43H41ZM46 44V42H45ZM44 44V45H45ZM72 44V43H71ZM76 44H73L74 46ZM87 44V43H86ZM94 44V43H93ZM100 44V43H99ZM119 44V43H118ZM212 44V42H211ZM215 44H217L215 42ZM7 45V44H6ZM10 45V47H11ZM47 45V44H46ZM45 45V47H46ZM57 45V44H55ZM63 45V44H61ZM68 45V44H67ZM81 45V44H80ZM80 45H77V47L79 46V48L81 47ZM112 45V44H111ZM169 45V46H168ZM183 45V44H182ZM180 45V46H182ZM207 46H209L208 44H206ZM205 45V48L207 47ZM65 46V45H64ZM84 46V45H83ZM95 46H98L97 45H94ZM166 46V47H165ZM37 47V48H38ZM50 47V46H48ZM57 47V46H56ZM73 47V46H72ZM76 47V49H77ZM88 47V46H86ZM93 47V46H92ZM91 47V48H92ZM110 47V45H109ZM116 47L117 48V45L115 44V46L113 45L112 48ZM52 48V47H51ZM60 48V46H59ZM68 48V47H65V49ZM74 48V47H73ZM82 48V47H81ZM100 48V47H99ZM183 48V47H181ZM43 49V48H42ZM63 49V47H62ZM72 49V48H70ZM86 49V48H85ZM127 49V50H126ZM14 50V51H15ZM35 50V49H34ZM33 50V51H34ZM37 50V49H36ZM41 50V49H40ZM56 50V48H55ZM60 50V49H59ZM67 50V49H66ZM63 49V52L66 51ZM79 50V49H78ZM87 50V49H86ZM10 51L11 48H10ZM38 51V50H37ZM43 51V50H42ZM48 50H46L45 52H47ZM50 51V50H49ZM52 51V50H51ZM50 51V52H51ZM57 51H58V48H57ZM91 51V50H90ZM116 51V52H115ZM127 51V52H126ZM35 52V51H34ZM56 52V51H55ZM61 52V51H60ZM72 52H73V49H72ZM84 52V50H83ZM179 52V51H178ZM59 53V52H58ZM62 53V52H61ZM78 53V52H77ZM81 53V52H80ZM113 53V52H112ZM113 53V54H114ZM168 55H167V54ZM224 53V52H223ZM25 54H28V56H25ZM37 54L39 55V53L37 52ZM57 54V53H56ZM76 54V53H75ZM79 54V53H78ZM130 52H129V56H130ZM37 55V56H38ZM43 55V54H42ZM40 55V56H42ZM48 55V54H47ZM44 54V56H47ZM54 55V56H53ZM81 56V54H79ZM107 55V56H108ZM223 55V54H222ZM39 56V59L41 58ZM51 56V55H50ZM49 56V57H50ZM58 55H55V53L52 54V57H53V60H52V65L55 61H57L55 59V57H57ZM62 56V55H61ZM83 56V57H84ZM128 56V57H129ZM106 57V56H105ZM104 57V58H105ZM121 57V58H120ZM11 58V57H8L6 58L7 61L8 59ZM99 58V59H97ZM107 58V57H106ZM243 58V57H242ZM255 60H254V68H261L263 69L264 68V49L263 50H260V51H257L256 53H254V57ZM43 59V58H42ZM41 59V60H42ZM47 59V57H46ZM81 59V58H80ZM84 59V58H83ZM131 59V58H130ZM198 60L196 61V56L193 55V57H190V56H186L183 58V62L185 64V61L188 62L187 64L189 65L190 64H194L196 65V62L197 63H203L204 59L201 57V58H197ZM13 60V59H12ZM106 60V59H104ZM133 61V59H131ZM1 61V60H0ZM39 61V60H38ZM85 61V59H84ZM83 61V62H84ZM108 61V62H109ZM3 63V65H1L0 67L4 66L5 64H8V62H4V61H1ZM16 62V61H15ZM81 62V61H80ZM107 62V63H108ZM109 62V63H110ZM167 62V63H166ZM58 63V61H57ZM60 63V62H59ZM163 63H166V65L168 66L169 68V72L166 71L167 69L165 68L166 65H165V69L166 70H162V66H163ZM11 64V63H9ZM47 64V63H46ZM192 64V65H193ZM253 64V65H254ZM50 65V64H49ZM48 64L46 66H49ZM103 65H105V62L103 63ZM102 65V68L104 67ZM173 65V66H172ZM180 65V64H179ZM222 65V64H221ZM252 65V66H253ZM45 66V67H46ZM83 67V64L81 65ZM177 66H178V63H177ZM182 66V65H180ZM177 67L179 68L180 70L182 69V67ZM250 66L249 65H246L245 67L248 68ZM136 67V69H135ZM44 68V69H43ZM80 68V69H79ZM175 68V67H174ZM184 68V67H183ZM135 69V70H134ZM5 70V69H4ZM65 70H69L68 73L65 74L64 72V75L65 76V79L67 80L66 83H61L60 80L58 77H62L60 76L62 74V72ZM76 70V71H74ZM85 70V69H84ZM132 70L133 73H132ZM162 70V71H161ZM179 70V71H180ZM223 70V69H222ZM9 73L11 72L9 69H8ZM59 73H58V72ZM79 71L81 73H79ZM224 71H225V68H224ZM223 71V73H224ZM1 72V71H0ZM67 72V71H66ZM184 72V71H183ZM79 73V74H78ZM2 74V72H1ZM12 74V73H11ZM13 74H14V71H13ZM13 74H12V77H13ZM96 74V73H95ZM185 74V73H184ZM183 74V75H184ZM10 75V74H8ZM63 75V76H64ZM71 75V77H70ZM101 74H99L98 76H100ZM3 75H1V79ZM16 76V74H15ZM18 76V75H17ZM79 76H81L79 78ZM91 76H89V79L91 78ZM185 76V75H184ZM21 77V76H20ZM82 77H84V80H82ZM97 77V76H96ZM95 77V78H96ZM214 77V76H213ZM219 77V76H218ZM223 77V76H222ZM220 77V79L222 78ZM9 78V77H8ZM6 78V79H8ZM11 78V76H10ZM100 80L101 77H99ZM115 78V80H114ZM119 79L120 80V83L121 85H116V82H118ZM64 79V78H63ZM117 79V80H116ZM214 79V78H213ZM216 79H219L217 78L216 76ZM223 79V78H222ZM5 80V78H4ZM92 80V78L90 79ZM108 80V79H107ZM184 80V79H183ZM229 80V78H228ZM12 81V80H11ZM18 81V80H17ZM62 81V80H61ZM103 81V80H102ZM187 81V80H186ZM214 81V80H213ZM221 81V80H219ZM232 81V80H230ZM250 81V82H249ZM245 80L244 82L242 81L241 84L239 85L240 86H243L245 87V85L247 86V88L244 90L243 94L240 96V94H237L235 97H234V102L236 104V107L238 106L239 108L236 110H227V114L229 115V117L227 118L231 121H235V125L233 126V128H230L229 131L227 132L226 134V141H228V143H236L234 146H237V145H240L241 147H244V148H241L242 150V153L239 154L238 156H235L232 160H233V166L235 165L236 168H238L240 171H241V174H243V170L244 169H247L246 167H251V165L253 166L254 165H261L258 161H252V157H249V154L250 153H254V146H253V141L255 139V136L252 135V134H249L247 133V130L244 132V133H240L239 131L242 129V128H247L246 126L249 125V123L252 122V120L254 119H251V115L252 113L255 115V114H258L262 109H264V74L260 75V77L257 78V80L255 79H250V80ZM6 82V81H5ZM63 82V81H62ZM188 82V81H187ZM190 82V81H189ZM188 82V84H189ZM225 81H223V83H225ZM1 83V81H0ZM8 83V82H6ZM112 83V82H111ZM112 83V84H113ZM156 83V84H155ZM191 83V82H190ZM9 84V83H8ZM111 84V85H112ZM221 84H222V81H221ZM236 84V83H234ZM2 85V83H1ZM4 85V83H3ZM89 85V87L87 86ZM92 85V86H91ZM106 85V86H105ZM187 85V83H186ZM192 85V84H189V86ZM220 85V84H219ZM218 85V88L221 89ZM237 85V84H236ZM10 86V85H9ZM2 87V86H1ZM21 87V86H20ZM110 87V88H109ZM131 88V93H129V89ZM132 87H133V90H132ZM157 87V88H156ZM187 87V86H186ZM191 87V86H190ZM235 87V86H234ZM90 89V91L87 90ZM95 88H97L95 90ZM192 88V87H191ZM2 89V88H1ZM23 89V87H22ZM150 89H155V90H150ZM158 89V90H157ZM171 89V88H170ZM190 89V88H189ZM27 91L26 88L23 89V91L21 90V93ZM44 90V91H43ZM166 90V89H164ZM241 90V88L238 89V91ZM8 91V90H7ZM47 91V92H46ZM88 91V93H87ZM99 91V92H98ZM186 91V90H185ZM1 92V90H0ZM4 92V91H3ZM17 92V90L15 89V93ZM83 92V93H82ZM191 92V91H190ZM25 93V92H24ZM29 93V92H28ZM36 93V94H37ZM87 93V95H85ZM134 93H137V96L139 97L140 99V102H138L137 104H135V102L133 101V97H134ZM195 93V92H194ZM239 93V92H238ZM4 94V93H2ZM191 94V93H190ZM6 95H8L6 93ZM14 94H10V96ZM26 95V94H25ZM35 95V94H34ZM39 96V94H37ZM43 95V94H41ZM45 95V94H44ZM128 95L131 96V105L129 106L128 104V100L125 98V97H128ZM195 95V94H194ZM2 96V95H1ZM4 96V95H3ZM37 96V97H38ZM158 96V98H159ZM190 96V95H189ZM11 97V99H12ZM53 97V98H52ZM58 97V98H56ZM87 97V98H85ZM21 98V97H19ZM18 98V99H19ZM194 98H196L194 96ZM1 99V98H0ZM5 99V98H4ZM9 99V98H8ZM7 99V100H8ZM17 99V98H16ZM23 99H26L23 98ZM39 99V98H38ZM37 99V100H38ZM41 99V98H40ZM56 99V100H55ZM6 100V99H5ZM15 100V99H14ZM55 100V101H54ZM144 100V101H143ZM13 101V100H12ZM17 100H15L16 102ZM27 101V100H26ZM138 101V100H137ZM143 103H142V102ZM7 102V101H6ZM5 102V103H6ZM4 103V104H5ZM13 103V102H12ZM19 103V102H18ZM17 103V104H18ZM23 102H21L22 104ZM157 103V102H156ZM34 104V102H33ZM36 104V103H35ZM3 105V104H2ZM26 105V104H25ZM24 105V107H25ZM39 105V103H38ZM149 105V104H148ZM251 105V107H250ZM29 106V105H28ZM190 106H192L191 104V101H189V98L187 97V105L186 107H188V110L186 111L188 115H190ZM20 106H18L19 108ZM27 107V106H26ZM34 107V106H33ZM17 108V110H18ZM23 108V107H22ZM36 108V107H35ZM132 108V109H130ZM198 108V107H197ZM15 109V108H14ZM21 109V108H20ZM24 109V108H23ZM28 109V108H27ZM202 109V108H201ZM22 110V109H21ZM8 111V110H7ZM26 111V110H25ZM24 111V112H25ZM85 111V113H84ZM145 111V112H144ZM3 109L0 108V119L2 117H4V113H3ZM23 112V111H22ZM21 112V113H22ZM23 112V113H24ZM27 112V111H26ZM54 116H52L53 114ZM20 113V112H19ZM22 113V115H23ZM84 113V115L82 114ZM99 113V114H97ZM37 114V113H36ZM52 114V115H51ZM16 115V114H15ZM26 115V113H25ZM28 115V114H27ZM26 115V116H27ZM30 115V114H29ZM210 115V114H209ZM6 116V115H5ZM10 116V115H9ZM205 116V114H204ZM20 117V116H19ZM24 117V116H23ZM22 117V118H23ZM162 117V116H161ZM27 118V117H26ZM25 118V120H26ZM218 118V117H216ZM102 119L104 120H107L109 123H111L110 127H108L106 125V123H103L104 125L101 124L102 122ZM154 119L155 121L157 122L158 121V115H156V113L154 114ZM221 119V118H219ZM262 119V118H261ZM6 121H9V118L8 119H5ZM20 120V119H19ZM23 122H24V119H21ZM30 120V119H28ZM27 120V123L25 124L26 126H28V121ZM222 120V119H221ZM264 120V119H263ZM21 121V122H22ZM42 121V122H41ZM20 122V121H19ZM31 122V121H30ZM40 122V123H39ZM222 122L225 124H227L226 121H223ZM18 123V122H17ZM179 122H175L174 125H175V129H182L183 131V135H186V133H188V129L185 130L184 127H188L186 126L185 124H181L179 126L178 124ZM1 124V123H0ZM5 124V122H4ZM21 124V123H20ZM31 125V123H30ZM183 125V126H182ZM194 125V124H193ZM205 125H209V124H205ZM237 125V126H236ZM243 125V126H242ZM24 126V125H22ZM169 126V125H168ZM231 125H229L228 127H230ZM1 128V127H0ZM3 128V127H2ZM10 129V127H8ZM7 128V129H8ZM26 128V127H25ZM4 129V128H3ZM28 129H31L30 127ZM50 130V131H47V130ZM71 130V131H69ZM87 130V133L85 134V131ZM197 130V128H196ZM3 131V130H2ZM10 131V130H9ZM18 131V130H17ZM29 131V130H28ZM27 131V132H28ZM52 131V133H51ZM24 132V130H23ZM62 133V135L64 136L63 137V140L61 138V140L59 139L58 141V145L61 146V149H63L64 151L62 152L61 149L58 148V145H57V136H59L58 134L59 133ZM66 132H71L70 134V140L71 138L73 137V140L70 141L69 140V134L68 136L66 137ZM12 133V131H11ZM19 133V132H18ZM21 133H22V130H21ZM26 133V132H24ZM60 133V134H61ZM133 133V135H130V136H133L138 142V144H134V146L132 144H130L129 146L134 148H130V149H123L124 148V145L123 146H120V144H118V146L116 145V139H118L119 141L121 140L120 138L121 137H126L128 136V134H131ZM178 134L177 137L178 139L180 140L182 137L181 135L182 134ZM4 134V132H3ZM16 134V132L14 133ZM32 134V133H31ZM163 134V133H162ZM225 134L224 130H221V131H217L216 134H212V135H208V134H205L203 136V138L201 139L202 141H198V142H193L195 143V147H201V144L204 143L205 146H206V149H210V146L212 145H217L221 138L223 137V135ZM6 136V134H4ZM10 135V134H9ZM26 135V134H25ZM2 136V135H1ZM20 136V134H19ZM22 137V136H21ZM83 137V139L81 138ZM158 137V138H157ZM3 138V137H2ZM7 138V137H6ZM12 138V137H11ZM149 138H151L150 141H147ZM8 139V138H7ZM19 139V138H18ZM14 140V139H12ZM146 141L148 143H143L142 141ZM61 141V142H60ZM76 141H79L80 143L82 142L81 146L79 144L80 147H82L84 150L86 149L87 151L84 153V155L80 158V157H77L75 158L74 156L71 157V153H76V152H73V149L71 146L73 145L74 142ZM8 142V140H1L0 141V223L2 225L3 228L7 229V227H9L10 230L14 229L15 230V227L17 224H19L21 226V228L23 229V234H22V237H23V240L21 242L18 241V235L16 236H10L9 235V232L8 230L6 231H3L4 229H1L0 228V263L2 264H26L27 262H30L32 260L29 261V249H30V244L31 242L28 243V237H30V226H27L28 224H24V223H21V220H18L17 219L19 218V216H22L21 219H24L25 217L27 218L28 217V212L32 213V215L38 220V221H41V219L45 220L46 219V223H43V226L41 227V231L46 228L48 231H50L53 234H55L56 236H59L60 234L63 233L66 234V233H69V235L71 236H75V239H76V245L79 244L80 240H82L83 238H85L87 236V234H89L88 232L86 233V230H84L82 227V224L81 222H83V219L81 218L82 216V212L84 213L86 210H87V207L86 208H81L80 210L82 211L81 213H79V211L77 210L78 208L76 207V201H72L71 198H74L75 197V192L77 191L78 193H80L79 188H80V184L78 183H74V184H77L76 186L73 184V186L76 188H78V190L76 189H72L71 191H64L63 192V197L65 200H70L69 203L66 202V206L64 207L63 204H60L59 203H55L54 200H50L51 197L48 193V191H42V189L39 187L38 183H36V181H34V178L36 180L37 176L39 175H35V177H31L33 178V181L31 182H28L27 180L30 179L29 175H27L28 173L25 172L24 174L21 172V173H15L13 171V168L15 166V159L14 157L10 156L9 154L11 153H8V154H5V153H2L6 143ZM14 143V141H12ZM11 142V143H12ZM140 142V143H139ZM150 142V143H149ZM10 143V142H9ZM12 143V145H13ZM15 143H17L15 141ZM14 143V144H15ZM129 143V142H128ZM191 143V142H189ZM19 144V143H18ZM22 144V143H21ZM139 144H140V147L143 148V152L145 150H148L150 147L152 148L151 149V153H149L148 155H145L144 154H140V156H138V153L137 151L135 152V150H138L139 148ZM174 145L175 147H173V150L172 152H170V154L172 155L171 156V162L168 163V165L166 164L165 166V163L164 161L168 158L167 155L169 154L168 151L169 149H166L168 147H170V145ZM16 145V144H15ZM23 145V144H22ZM150 146V147H147ZM78 146V147H79ZM127 146V144H126ZM10 147V146H9ZM8 147V148H9ZM15 147V146H14ZM19 147V146H18ZM18 147H15V148H18ZM21 147V146H20ZM26 147V146H25ZM63 147V148H62ZM75 147V146H74ZM182 147V148H181ZM7 148V150H9ZM65 148V149H64ZM71 148V149H70ZM11 149V148H10ZM21 149V148H20ZM26 149V148H25ZM24 149V151H25ZM44 149V148H43ZM82 149V150H83ZM6 150V149H5ZM15 149H13L14 151ZM22 150V149H21ZM19 150V151H21ZM28 150V149H27ZM33 150V149H32ZM52 150H51V153H52ZM71 150V151H70ZM82 150H80V154L82 152ZM129 150H132L128 153ZM71 153H70V152ZM76 151L79 152V149L77 148ZM123 151L124 155H123V160H119V154H121V152ZM18 152V151H16ZM44 152V150H43ZM47 152V151H46ZM134 152V154H133ZM20 153V152H19ZM27 154V152H25ZM30 153V152H29ZM49 153V152H48ZM69 153L71 155H69ZM145 153V152H144ZM12 154V153H11ZM25 154V156H26ZM14 152H13V156H14ZM34 155H37V158L34 157V159L32 160L33 162V165L35 167H39L42 165H48V163H51L50 160H49V157L45 154H41L38 150L34 152ZM75 155V154H74ZM16 156V155H15ZM18 156V154H17ZM16 156V157H17ZM21 156V155H20ZM24 157V155H23ZM23 157H20L22 159L25 160V158ZM28 157V156H27ZM51 158V156H50ZM217 158V156H216ZM17 159V158H16ZM29 159V157H28ZM52 159V158H51ZM19 160V159H18ZM53 160V159H52ZM51 160V161H52ZM55 160V159H54ZM119 161V163L117 164V162ZM198 160L200 159H197L195 160L197 163H198ZM14 162V165L12 166V163ZM27 162V160H26ZM25 162V163H26ZM166 162V161H165ZM29 163V162H28ZM32 163V162H31ZM72 163V162H71ZM253 163V164H252ZM21 164V163H20ZM170 164V165H169ZM230 163L228 162L227 165H229ZM27 165V164H26ZM25 165V167H26ZM54 165V164H53ZM76 165V164H75ZM76 165V166H77ZM17 166L19 167L20 165L17 164ZM29 166V164H28ZM59 166V165H58ZM63 166V165H61ZM156 166V167H155ZM165 166V167H164ZM33 167V166H32ZM31 167V168H32ZM48 167V166H47ZM68 167V166H67ZM132 167V169H137L138 168V171H139V174H136V175H133V172L130 170ZM164 167V168H163ZM20 168V167H19ZM24 168V167H23ZM27 168V167H26ZM26 168H24L23 170H26ZM45 168V167H43ZM51 168V167H50ZM66 168V167H64ZM76 168V167H75ZM123 168V170H119V169ZM163 168V169H161ZM60 169V168H59ZM79 169V170H80ZM175 169V170H174ZM178 169H181V168H178ZM29 170V169H28ZM32 170V169H31ZM48 170V169H47ZM46 170V171H47ZM57 169H55L56 171ZM66 170V169H65ZM78 170V169H77ZM21 171V170H20ZM35 171V170H34ZM62 172V170H60ZM67 171V170H66ZM123 171V172H122ZM36 172V171H35ZM259 172V171H258ZM27 173V174H26ZM33 173V172H32ZM41 174V172L39 170H37L36 174ZM46 173V172H45ZM67 173H71V172H67ZM75 173V172H74ZM194 173L196 174V171H194ZM193 173V174H194ZM246 173H247V170H246ZM59 174V172H58ZM63 174V173H62ZM72 174V173H71ZM70 174V175H71ZM76 174V173H75ZM18 175V176H17ZM33 175V174H32ZM51 175V173H50ZM64 175V174H63ZM74 175V174H73ZM79 175V174H77ZM46 177L48 175H45ZM51 177V176H50ZM62 177V175H61ZM72 177V176H71ZM182 177V181L183 183H187V179L184 175V172L182 171V175L181 176H178L177 179H180ZM49 178V177H48ZM38 179V178H37ZM75 177L73 178V181H74ZM40 180V179H39ZM49 180V179H48ZM52 180V177L50 179V181ZM56 181V179H54ZM59 179H57L58 181ZM63 180V178H62ZM30 181V180H29ZM41 181V180H40ZM72 181V182H73ZM82 181V180H81ZM103 181V182H101ZM52 182V181H51ZM60 182V181H59ZM78 182L80 183V180L78 179ZM149 182V183H148ZM152 182H154L153 184V188H148L147 185L148 184H151ZM61 183V182H60ZM262 183L264 184V175H263V179H262ZM41 184V182H40ZM46 184L45 186H48L47 184L48 183H44ZM66 184V183H65ZM84 184V183H82ZM81 184V185H82ZM183 184V186L185 185ZM41 186V185H40ZM44 186V187H45ZM54 186V185H53ZM64 186V184L62 185ZM67 186V185H65ZM69 186V184H68ZM67 186V187H68ZM125 186V187H124ZM152 186V185H151ZM71 186H69L70 188ZM74 187H71V188H74ZM46 188V187H45ZM54 188V187H53ZM66 188V187H64ZM82 188V187H81ZM80 188V189H81ZM94 188V187H93ZM92 188V189H93ZM188 188V187H187ZM44 189V188H43ZM50 189V188H49ZM61 189V187H60ZM91 189V190H92ZM110 189V188H109ZM124 189H127L126 191L130 192L129 194V197H128V200H125V199H122L120 198V193L124 190ZM45 190V189H44ZM106 190V188H105ZM251 190V189H250ZM84 191V190H83ZM50 192V191H49ZM54 192V191H52ZM82 192V190H81ZM90 192V191H89ZM99 192H96V193H99ZM91 193V192H90ZM93 193V192H92ZM99 193V194H100ZM112 193V194H111ZM123 193V192H122ZM82 194V193H81ZM80 194V195H81ZM87 193H85V196ZM95 194V193H94ZM104 194V193H103ZM52 195H54L52 193ZM56 195V193H55ZM89 195V194H88ZM252 195V194H251ZM79 196V195H78ZM84 196V195H83ZM101 195H99V198H100ZM194 196V195H193ZM59 197V196H58ZM80 197V196H79ZM105 197V195H104ZM123 197V196H121ZM81 198V197H80ZM86 198V197H85ZM96 198V196H95ZM98 198V199H99ZM84 199V198H83ZM192 199V198H191ZM256 199V198H255ZM258 199V198H257ZM56 200V199H55ZM63 200V199H62ZM88 200V199H87ZM90 200V199H89ZM88 200V201H89ZM85 200H83L84 202ZM87 201V202H88ZM104 201V199H103ZM170 201V200H169ZM193 202V201H192ZM260 202V201H259ZM64 203V202H63ZM95 203V201H94ZM65 204V203H64ZM148 204V203H147ZM145 203V205H147ZM89 205V203H88ZM93 205V201H92V204ZM89 207H92L89 205ZM146 207V206H145ZM260 207V208H259ZM250 209H254V211H256V218H251V219H248L246 217V219H243L241 218V221L242 222H247L246 223V227L248 228V226H252L253 227V230L251 232V234L258 238L262 235H260L259 233H254V229H260V228H263L264 226V205H260V204H257V205H253L251 207H249ZM248 208V209H249ZM91 210V208H90ZM158 210V209H157ZM160 211V210H159ZM158 211V212H159ZM109 212V213H108ZM147 212V211H145ZM157 213V211H156ZM161 213H163V210L161 209ZM19 214V215H18ZM165 214V213H163ZM26 215V216H25ZM25 216V217H23ZM31 216V217H33ZM146 216V215H145ZM151 216V215H150ZM246 216H247V213H246ZM250 216H253L252 214ZM147 218V217H146ZM166 218V217H165ZM29 222L31 221V218H29ZM87 219V218H86ZM43 220L41 222H43ZM192 220V219H191ZM28 221V220H27ZM35 221V220H34ZM37 222V221H36ZM21 223V224H20ZM153 223L157 224L159 227L155 226ZM137 224V225H136ZM30 225V224H29ZM39 225L40 222H39ZM85 225V224H84ZM171 225V224H170ZM191 225V224H190ZM37 226V224H36ZM187 226V225H186ZM39 227V226H38ZM103 227V226H102ZM170 227V226H169ZM194 227V226H193ZM12 228V229H11ZM100 228V227H99ZM192 228V227H190ZM199 228V227H198ZM21 229V230H22ZM38 229V228H37ZM89 229V228H88ZM95 229L97 228H94L93 231H95ZM107 229V228H106ZM194 229V228H193ZM40 230V229H39ZM98 230V229H97ZM137 230H141V231H137ZM174 230H176L174 228ZM16 231V230H15ZM40 231V232H41ZM42 231V232H43ZM180 231V230H179ZM191 231V230H190ZM11 232V231H10ZM47 232V231H46ZM48 232V233H50ZM169 232L171 233V231L169 230ZM194 232V230H193ZM15 233V232H13ZM44 233V232H43ZM47 233V234H48ZM113 233V234H112ZM134 233V234H135ZM45 234V233H44ZM102 234V233H101ZM135 234V235H136ZM173 234V233H172ZM212 234V233H211ZM263 234V233H262ZM38 235V234H37ZM51 235V234H50ZM62 235V237H63ZM90 235V234H89ZM96 235V234H95ZM174 235V234H173ZM180 235V234H179ZM20 236V235H19ZM40 236V234L38 235ZM97 236V235H96ZM103 236V235H102ZM131 236V235H130ZM230 236V235H229ZM21 237V236H20ZM69 237V236H67ZM72 237V238H73ZM100 237V236H99ZM140 237V236H138ZM56 238V237H55ZM137 238V237H136ZM148 238V237H147ZM181 238V237H180ZM71 239V238H70ZM77 239H78V242H77ZM139 238H137L138 240ZM142 239V237H141ZM42 240V239H41ZM54 240V238H53ZM57 240V239H56ZM66 240V239H64ZM73 240V239H72ZM92 240V239H91ZM91 240H88V241H91ZM131 240V239H130ZM145 240V239H144ZM62 241V240H61ZM71 241V240H70ZM87 241V240H86ZM85 241V242H86ZM94 241V240H93ZM132 241V240H131ZM148 241V240H147ZM46 242V241H45ZM48 242V240H47ZM64 242V241H63ZM68 242V241H67ZM73 242V241H72ZM145 242V241H144ZM150 242V240H149ZM35 243V242H34ZM69 243V242H68ZM67 243V244H68ZM84 243V242H83ZM88 243V242H87ZM92 243V242H91ZM101 243V242H100ZM134 243V242H132ZM137 243H140L141 242H137ZM264 243V242H263ZM50 244V243H48ZM57 244V243H56ZM65 244H66V241H65ZM66 244V247L67 246H70V245H67ZM70 244V243H69ZM82 244V243H81ZM135 244V243H134ZM35 245H37V243H35ZM45 245V243H44ZM55 245V244H53ZM83 245V244H82ZM96 245L98 247H100L99 245V242L97 241L96 242ZM108 245V244H107ZM113 245V246H114ZM166 245V244H165ZM163 245V246H165ZM171 245V243L169 244ZM201 245V244H200ZM32 246H33V243H32ZM51 246V245H50ZM56 246V245H55ZM62 246V244H61ZM95 246V245H94ZM109 246V245H108ZM138 245H135V247L137 248ZM162 246V247H163ZM179 246V245H178ZM194 246V245H193ZM39 247V246H38ZM38 247L36 249H38ZM54 247V246H53ZM59 247V246H58ZM65 247V246H64ZM73 247L76 248L75 245H73ZM80 247V246H79ZM84 247V246H83ZM97 247V248H98ZM133 248V246H131ZM130 247V248H131ZM149 247V246H148ZM166 247V246H165ZM52 248V247H51ZM72 248V247H71ZM74 248V249H75ZM94 248V247H93ZM108 248V247H107ZM113 248V247H112ZM129 248V249H130ZM131 248V249H132ZM172 248V247H171ZM41 249V248H39ZM53 249V248H52ZM70 249V248H69ZM68 249V250H69ZM88 249V248H87ZM135 249V248H134ZM133 249V250H134ZM142 249V248H141ZM140 249V250H141ZM154 249V248H153ZM250 249V247H249ZM61 250V249H60ZM60 250L58 249V251L60 252ZM66 250V249H65ZM66 250V251H68ZM73 250V248L71 249V251ZM80 250V249H78ZM83 250V249H82ZM96 250V249H95ZM111 250V249H110ZM164 250V249H163ZM166 250H169V248H166ZM165 250V251H166ZM32 251V250H31ZM34 253L36 252L35 250H33ZM46 251V249H45ZM63 251H64V248H63ZM85 251V250H84ZM118 251V250H117ZM116 251V253H117ZM132 251V250H130ZM128 251V253L130 252ZM148 251V250H147ZM59 252L58 255L60 254ZM70 252V251H69ZM73 252V251H72ZM80 252V251H79ZM82 252V251H81ZM103 252V251H102ZM110 252H114L113 250H111ZM133 252V251H132ZM142 252V250L140 251ZM138 252V253H140ZM144 252V251H143ZM156 252V251H155ZM34 253H32V256L34 255ZM38 253V252H37ZM56 253V252H55ZM65 253V252H63ZM62 253V254H63ZM121 253H122V250H121ZM137 253V255H138ZM157 253V252H156ZM159 253V252H158ZM36 254V253H35ZM47 254H48V249H47ZM50 254H54V253H50ZM74 254V253H73ZM76 254V253H75ZM80 254V253H79ZM84 254V253H83ZM86 254V253H85ZM126 254V253H125ZM133 254V253H132ZM131 252H130V256L132 255ZM144 254V253H143ZM167 254V253H166ZM171 254V253H170ZM174 254V253H173ZM37 255V254H36ZM41 255V254H39ZM43 255V254H42ZM68 255V252L67 254L64 256L66 257ZM134 255V254H133ZM133 255L131 256L133 258ZM141 256V254H139ZM145 255V254H144ZM147 258V254L145 255ZM171 257V255H169ZM175 256V254H174ZM69 257V256H68ZM108 257V256H107ZM117 257V255H116ZM122 258H124L123 256H121ZM139 257V256H138ZM142 257V256H141ZM169 257V259H170ZM29 258V259H28ZM32 258V257H31ZM34 258V257H33ZM37 258V256H36ZM41 258V256H40ZM47 258V257H46ZM58 258V257H57ZM60 258V257H59ZM111 258V257H110ZM115 258V257H114ZM113 258V259H114ZM118 258V257H117ZM135 258V257H134ZM53 259V258H51ZM55 259V258H54ZM61 259V258H60ZM63 259V257H62ZM66 259V258H64ZM85 259V258H84ZM216 259V258H214ZM36 260V259H34ZM69 260V259H68ZM111 260V259H109ZM108 260V261H109ZM135 260H138V258L136 257ZM141 260V259H140ZM172 260H173V256H172ZM43 258H42V262H43ZM47 261V260H46ZM46 261H45V264H46ZM51 261V260H50ZM57 261V260H56ZM62 261V260H61ZM60 261V262H61ZM67 261V260H66ZM84 261V260H82ZM113 261V260H112ZM119 261V260H118ZM131 261V259H130ZM129 261V262H130ZM174 261V260H173ZM172 261V262H173ZM39 261H37L38 263ZM63 262V261H62ZM61 262V263H62ZM69 262L72 263V261L69 260ZM134 262V261H133ZM176 262V261H175ZM32 263V262H31ZM30 263V264H31ZM51 263V262H50ZM59 263V261H58ZM60 263V264H61ZM69 263V264H71ZM99 263V262H98ZM110 263V262H109ZM115 263V261H114ZM138 263V262H137ZM143 263V261H142ZM141 263V264H142ZM32 264H36V263H32ZM63 264V263H62ZM74 264V263H73ZM87 264V263H86ZM100 264V263H99ZM134 264V263H133ZM139 264V263H138ZM173 264V263H172Z\"/></svg>",
	"mask_w": 264,
	"mask_h": 264
}]
</instances>
